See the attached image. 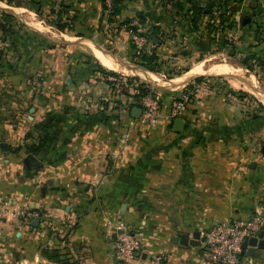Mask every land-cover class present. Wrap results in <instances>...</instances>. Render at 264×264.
<instances>
[{
	"label": "crops",
	"instance_id": "crops-1",
	"mask_svg": "<svg viewBox=\"0 0 264 264\" xmlns=\"http://www.w3.org/2000/svg\"><path fill=\"white\" fill-rule=\"evenodd\" d=\"M51 1L65 6L63 17L72 28L79 27L77 32L112 37L118 48H127L131 36L126 25L138 18L142 31L157 33V50L168 44L187 47L196 56L232 37L241 54L251 48L264 69L261 0H121L112 13L101 0ZM13 9L38 18L31 9ZM247 15H253L252 22L243 24ZM27 20L50 37L63 35L42 19ZM90 46L102 65L98 53L108 59L110 66H104L109 69L130 71L162 87L179 82L144 66H123ZM82 60L78 72L29 74L46 85L29 89L23 99L19 73L11 84L4 75L0 78V203L27 202L41 213L38 226L0 221V264H65L66 259L121 264L116 255L121 221L141 239L145 258L163 254L169 264L203 262L202 246L178 238L189 234L191 239L196 230L202 238L212 223L260 216L264 231V132L259 122L252 123L250 137L211 142L200 134L208 123L195 119L205 91L197 85V98L180 115L182 131L174 129L170 116L181 91L159 92V120L147 125L132 115L139 106V85L101 73L89 58ZM219 66L232 67L236 74L216 73L213 67ZM203 74L241 77V84L264 103L255 77L240 67L208 58L184 76ZM237 264H264V249L258 248L254 257L241 256Z\"/></svg>",
	"mask_w": 264,
	"mask_h": 264
},
{
	"label": "rangeland",
	"instance_id": "rangeland-1",
	"mask_svg": "<svg viewBox=\"0 0 264 264\" xmlns=\"http://www.w3.org/2000/svg\"><path fill=\"white\" fill-rule=\"evenodd\" d=\"M17 7L33 10L38 14V18L44 20L53 31L63 35L53 38L33 29L28 24L27 18L30 21H39V19L34 14L28 15L27 13H25L27 17L25 18L23 14L13 9ZM64 7L58 6L51 0H12L11 4L0 0V36L3 37L0 40V78L4 75L3 79L6 84H11V77L19 73L21 99L25 97V94L28 95L29 89L39 91L41 85H46L41 79L32 81L28 77L29 74L33 75L32 78H39L37 74L42 75L45 72H78L79 65L85 58H89L103 74L114 76L128 84H148L140 76L128 75L132 74L130 71L124 70L123 72L126 73L124 74L104 65V68H101L90 46V44L95 46L91 42L93 40L123 62L144 66L162 74L167 79H177L179 82L172 87L150 85H153L159 92L177 93L181 91L182 99L187 104L195 99L196 86L202 85L205 89L202 98L199 99L202 108H198L199 112L195 119L208 123L206 125L208 128L200 129V134L210 139L211 142L219 143L221 138L249 136L253 122L254 127L255 122H259L261 134L264 132V103L254 89L241 84V77L211 74L184 76L198 62L212 58L214 61L242 68L245 75L255 77L257 88L264 90V69L259 66L257 54L251 53V48H247V52L241 54L240 47L235 43L236 39L230 36L231 39L227 38L224 45L217 44L211 50L196 55V57L187 47L174 49L172 45L167 44L163 50H157L153 39V35L157 33L144 32L147 39L144 51L137 52L132 38L128 39L126 49L125 47H119V49L114 45L115 42H112V37H105L104 34L95 37L88 32H77L79 27L72 28V22L66 21L67 18L63 17ZM57 25H65L67 32H61L56 27ZM173 36L174 34L170 33L167 38L171 39ZM44 57L49 58V61H44ZM221 67H226L228 72L236 74L232 67ZM213 68L216 72L215 67ZM198 77L201 79H197ZM23 103L21 101V104ZM25 103L27 105L29 101ZM28 106L32 104L29 103Z\"/></svg>",
	"mask_w": 264,
	"mask_h": 264
},
{
	"label": "built area",
	"instance_id": "built-area-1",
	"mask_svg": "<svg viewBox=\"0 0 264 264\" xmlns=\"http://www.w3.org/2000/svg\"><path fill=\"white\" fill-rule=\"evenodd\" d=\"M109 13L114 11L115 0H101ZM264 11V0H261ZM137 28V29H136ZM137 52L144 51L147 39L140 27L139 19H134L126 25ZM146 92L137 96L142 113L139 119L150 126L156 125L160 116L162 101L160 93L148 83ZM187 103L182 96L172 103L170 116H180L186 109ZM41 213L27 202L8 200L0 203V221L17 220L31 225L32 221L40 218ZM263 222L260 216L237 218L231 221L212 223L202 233L203 262L213 264H237L241 257L242 244L245 239L258 236L262 231ZM116 255L121 264H169V258L163 254L144 257L143 243L137 233L133 232L125 222H119L116 233ZM184 260L180 264H203Z\"/></svg>",
	"mask_w": 264,
	"mask_h": 264
},
{
	"label": "water",
	"instance_id": "water-1",
	"mask_svg": "<svg viewBox=\"0 0 264 264\" xmlns=\"http://www.w3.org/2000/svg\"><path fill=\"white\" fill-rule=\"evenodd\" d=\"M254 15V14H253ZM253 15H247L244 16L242 18V23L243 24H249L252 22L253 19ZM153 39L155 40V37H153ZM92 43L95 44V46H97V48H99L100 50H102L103 52L109 54L116 62H118L119 64L126 66L128 68L132 67L133 64L131 63H126L123 62L121 60H119L115 55H113L112 53H110L109 51L104 50L103 48H101V46H99L98 44H96L93 40H91ZM225 75H231V74H225ZM233 76V75H232ZM149 84H153L149 81H147ZM157 86V85H156ZM259 92H261L264 95V90H260L258 89ZM142 113V108L140 106H135L132 110V115L136 118H139L140 115ZM173 123H174V129L177 131H182L184 129L185 126V120L184 118L178 116L175 117L173 119ZM41 218H36L32 221V224L34 226H38L40 224ZM264 231L262 230L258 236H253L250 238H247L244 240L243 244H242V250H241V256H249V257H254L256 254V251L258 248H262L264 249ZM181 240V242H189L191 245L196 246V247H201L202 246V238H201V231L200 230H196L193 233L192 238L190 239V235L189 234H185V235H181L179 236L178 240Z\"/></svg>",
	"mask_w": 264,
	"mask_h": 264
},
{
	"label": "trees",
	"instance_id": "trees-1",
	"mask_svg": "<svg viewBox=\"0 0 264 264\" xmlns=\"http://www.w3.org/2000/svg\"><path fill=\"white\" fill-rule=\"evenodd\" d=\"M2 1H5V2H7L8 4H11L12 3V0H2ZM121 0H115V2H114V10H116V6H117V4L120 2ZM200 11H203V9L201 8L200 9ZM141 19H142V17H140ZM140 21V20H139ZM129 22H131V21H129ZM128 22V23H129ZM65 25H62V26H56L59 30H61V31H65V29L67 30V27L65 26ZM137 29V28H136ZM143 65H144V63H142ZM99 65H100V67L101 68H104V66L102 65V64H100L99 63ZM145 66H147V65H145ZM116 73V72H115ZM197 79H201V77H198ZM146 86H148V84L147 83H143V84H141V85H139L138 86V93L136 94V96H140L141 94H143V93H145L146 92ZM138 105H140L139 103H138ZM65 264H78V262L77 261H74V260H72V259H66V261L64 262Z\"/></svg>",
	"mask_w": 264,
	"mask_h": 264
},
{
	"label": "bare ground",
	"instance_id": "bare-ground-1",
	"mask_svg": "<svg viewBox=\"0 0 264 264\" xmlns=\"http://www.w3.org/2000/svg\"><path fill=\"white\" fill-rule=\"evenodd\" d=\"M98 56H99V58H100V60L102 61V63L104 64V65H106V66H110V64L111 63H109V61H108V59L100 52V53H98ZM215 70H216V72L217 73H226V72H228V68L226 69V67L224 68V67H221V66H219V67H215ZM142 71V70H141ZM230 71H231V69H230ZM143 74V73H142ZM144 74L146 75V76H148V77H150V76H153L154 77V75H151V73L150 72H147V71H144ZM145 77V76H144ZM155 79H156V77H154ZM153 79V78H152Z\"/></svg>",
	"mask_w": 264,
	"mask_h": 264
}]
</instances>
